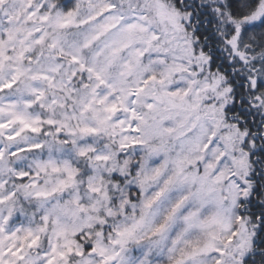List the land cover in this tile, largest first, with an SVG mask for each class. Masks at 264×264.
Masks as SVG:
<instances>
[{
	"label": "snow or ice",
	"instance_id": "1",
	"mask_svg": "<svg viewBox=\"0 0 264 264\" xmlns=\"http://www.w3.org/2000/svg\"><path fill=\"white\" fill-rule=\"evenodd\" d=\"M0 264H264V0H0Z\"/></svg>",
	"mask_w": 264,
	"mask_h": 264
}]
</instances>
